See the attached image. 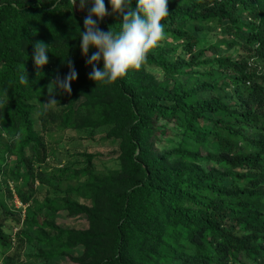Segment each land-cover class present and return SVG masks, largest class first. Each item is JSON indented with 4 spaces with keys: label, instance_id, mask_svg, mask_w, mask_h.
Masks as SVG:
<instances>
[{
    "label": "trees",
    "instance_id": "16d2710c",
    "mask_svg": "<svg viewBox=\"0 0 264 264\" xmlns=\"http://www.w3.org/2000/svg\"><path fill=\"white\" fill-rule=\"evenodd\" d=\"M76 6L71 0H0V93L9 97L0 118V175L6 154L15 157V168L3 177L19 179L16 192L23 203L39 179L51 185L54 200L62 181L83 176L66 167L42 177L49 154L34 127L32 101L41 102L52 71L45 65L37 74L31 56L32 45L43 42L59 73L68 74L69 61L78 73L71 93L57 99L60 131L73 114L86 111L81 127H111L110 134L122 139L120 172L91 175L77 185L74 190L83 191L88 204L62 200L70 214L86 217L87 227L43 223L73 243L83 239L81 255L66 258L74 264H264V0H169L165 39L181 44L184 57L172 60L167 54L175 48L160 43L140 69L109 85L88 78L91 66L78 39L87 12H76ZM121 22L112 13L100 27L118 33ZM219 28L225 38L213 43L210 33ZM223 46L234 50L222 53ZM146 66L163 70L172 86L155 89ZM24 70L28 85L19 84ZM157 131L174 134L161 146ZM87 157L91 173L95 156ZM0 209L4 248L11 243L4 222L14 213L1 198ZM56 247H42L39 257H65Z\"/></svg>",
    "mask_w": 264,
    "mask_h": 264
},
{
    "label": "rangeland",
    "instance_id": "374dc122",
    "mask_svg": "<svg viewBox=\"0 0 264 264\" xmlns=\"http://www.w3.org/2000/svg\"><path fill=\"white\" fill-rule=\"evenodd\" d=\"M75 11L79 12L78 6L75 7ZM213 22H209L207 25L212 26ZM218 34H211L212 42L216 43L220 40H224V35L221 33L220 28L217 30ZM163 48L174 47L175 51L167 54L169 58L175 60L180 56L184 57L183 49L181 44H176L170 40L169 37L159 42ZM181 43V42H180ZM165 45V46H164ZM156 52L157 47L152 49ZM228 50V51H227ZM233 48H226L223 46L222 53H232ZM207 56H210V51L206 52ZM188 60V55H185ZM55 62H49L44 68L46 70L51 68L52 78L57 74L64 77L62 73H59L55 68ZM48 66V67H47ZM211 69V68H209ZM182 72L187 69L183 67ZM145 71L152 74L155 77V81L152 83L155 89H159L161 85L169 84L172 86L173 79L168 77L163 70L160 68L145 67ZM181 78V75L177 77ZM51 81V80H50ZM51 91V86L47 84L42 89V100L41 104L37 101H32L36 104V110L31 114L35 120L34 127L40 131V135L43 134L48 149V158L44 166H42L41 173L42 177H54L60 173L63 168H71L72 170H79L83 176L75 178L71 181H62L56 189L53 190V196L56 199H51V185L42 184L40 179L35 181V191L32 198L27 203L21 202L16 192L18 186H21L19 179H11L10 177L5 178L3 175L5 171H9L15 168L17 159L10 157V154H6L7 162L4 165V171L0 175V198L13 210V216L9 217L4 222V233L10 237L11 243L6 247L0 246V264H74L75 262L70 261L66 257L72 254L73 257H79L84 249L83 239H78L73 243L69 238L68 234H59L58 230L54 227L44 225L45 222H52L61 228H75L85 229L87 227V219L84 215L70 214L64 206L62 200L68 197H73L82 204H88L83 198V191H75L77 185L85 181H91V175H105L111 173L116 175L120 172V161L119 156L122 153L120 146L122 139L116 138L110 134L111 127H103L98 130L88 131L81 127L84 124L85 117L87 116L86 111L73 114L70 118V124L65 127L66 129L61 130V122L64 120L59 113L58 105H44L49 100L48 90ZM44 93V94H43ZM225 93L220 90L219 95ZM206 96H211L207 94ZM60 96L57 94L55 99ZM4 109L0 111V116L3 114ZM43 113V120L39 118V113ZM45 118V119H44ZM45 120V121H44ZM42 121V122H41ZM42 123V126H40ZM41 129V130H40ZM167 128H161L165 130ZM174 134V131L173 133ZM171 134V135H172ZM157 137L163 143L159 145H167V139L170 138L161 134V131L155 133ZM179 139L172 143L177 145ZM158 144V143H157ZM163 147H161L162 149ZM165 148V147H164ZM160 149V148H159ZM161 150L157 153L158 157L161 155ZM203 153V149H201ZM204 151L212 152V149H204ZM87 153L94 154L95 158L92 160L91 173L88 172L90 164L87 163ZM23 168H20V172H23ZM41 178V177H40ZM99 178V177H98ZM54 184V181L52 182ZM8 188L11 191L9 196H4V191ZM86 190V188H85ZM1 210V209H0ZM1 213V212H0ZM59 236L55 242L54 238ZM51 242V245L47 247V244ZM59 248L65 257L55 258L49 260L46 257H39L40 250L44 248ZM83 245V246H82Z\"/></svg>",
    "mask_w": 264,
    "mask_h": 264
},
{
    "label": "clouds",
    "instance_id": "9594fccd",
    "mask_svg": "<svg viewBox=\"0 0 264 264\" xmlns=\"http://www.w3.org/2000/svg\"><path fill=\"white\" fill-rule=\"evenodd\" d=\"M72 5L78 4L80 10H86L83 19V31L79 33L81 55L87 57L85 63L91 66L88 78L95 82L109 85L124 78L130 69H140L145 63L150 50L156 48L165 39V26L162 21L169 15V0H108L109 12L104 0H71ZM112 13L122 16L119 32L110 28L101 29L100 23ZM32 62L38 73L49 63L48 45L35 42L32 45ZM95 49L89 56V51ZM102 64V66H100ZM68 74L62 79L54 76L48 89L49 100L44 105H58L55 96L59 93L70 94L71 83L77 79L78 73L68 62ZM24 72L19 76V84L28 85ZM7 92L0 93V111L8 104ZM0 118H3L0 116Z\"/></svg>",
    "mask_w": 264,
    "mask_h": 264
}]
</instances>
